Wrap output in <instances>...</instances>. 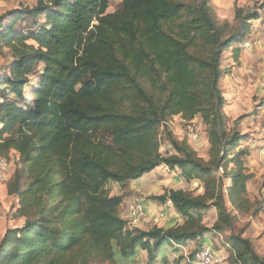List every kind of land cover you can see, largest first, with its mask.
<instances>
[{
	"label": "trees",
	"instance_id": "trees-1",
	"mask_svg": "<svg viewBox=\"0 0 264 264\" xmlns=\"http://www.w3.org/2000/svg\"><path fill=\"white\" fill-rule=\"evenodd\" d=\"M108 8L109 0H41L0 17V44L13 59L0 77V157L19 156L8 195L24 220L7 230L0 264H136L142 251L152 262L164 247L210 232L231 233L230 264H264L243 233L233 234V211H249L252 178L238 167L242 152L230 157L244 137L227 135L220 81L223 52L243 40L242 29L227 36L230 26L217 22L211 0H123L117 12ZM27 17L38 19L32 28L22 26ZM175 116H200L209 126L210 162L174 139L176 154L161 153L159 128ZM161 166L201 181L204 194L169 190L155 200L172 201L182 223L129 229L112 186ZM211 208L218 219L209 228L202 212Z\"/></svg>",
	"mask_w": 264,
	"mask_h": 264
},
{
	"label": "rangeland",
	"instance_id": "rangeland-1",
	"mask_svg": "<svg viewBox=\"0 0 264 264\" xmlns=\"http://www.w3.org/2000/svg\"><path fill=\"white\" fill-rule=\"evenodd\" d=\"M39 1L41 0H0V17L14 11L33 9ZM122 1L109 0L108 13H115L120 10ZM211 5L217 22L230 26L227 36L233 35L239 29H242L239 39L243 38V40H239L240 43H234L232 48L223 52L222 69L224 75L220 81V87L226 99L223 114L227 135L231 137L239 133L244 137V140L239 143L238 149L230 152V157L234 158L242 152L243 155H240L241 165L238 167L243 168L245 173L252 178L247 185L249 211L240 215L233 211V215L239 218L235 222L233 234L243 233V236L252 242L256 252L264 258V0H211ZM236 9L242 11L240 19L237 18ZM252 14H258L259 18L254 21L247 20L248 15ZM37 20V18L31 20L27 17L22 26L27 29L32 28ZM246 43L250 44L249 48L245 47ZM241 44L245 50L254 53L258 51L257 57L248 54L249 57L246 59L248 66L245 65L246 63L241 65L239 60L237 61V58L241 60V50H239ZM229 60L234 61L236 67L231 66L228 63ZM12 63L10 49L0 44V77H3L9 71ZM233 68H235V71H233ZM37 78L38 76L31 77V84L27 88V93L32 85L37 84ZM4 94L5 92H0V100H3ZM189 125L195 127L199 134L198 139H195L188 131ZM209 129V126L204 123L200 116L192 121L185 120L181 116H175L159 128L158 138L161 153L164 156L176 154L170 142L171 139H174L194 151L203 161L210 162L214 155ZM2 160L11 163L9 168L0 167V177L4 180H1L0 184H6L8 188L18 168L19 156L16 153H11L9 160ZM161 167L158 172L145 176L137 182L131 181L124 188L118 185L112 186V194L116 193L119 188L122 190L120 193L123 194V206L128 214L131 206L140 204L144 207L145 202H150L148 204L149 214L151 213L149 219L152 217V221L149 220L151 221L149 222L146 220L148 217H145L144 222L138 229L147 231L153 227H169L173 221L177 223L179 214L174 206L169 208L167 206L168 201L165 205H161L155 198L164 195L170 188L178 185L179 182H182L180 189L184 191L192 192L195 196L204 194V184L201 181L195 179L186 182L181 170L172 171L167 169L166 166ZM216 175L217 177L224 175L223 169H219ZM133 187L138 189L133 190ZM6 194L7 192L5 193L4 189L0 191V246L7 230L24 226V220L21 223L15 216L18 204L17 198H10ZM202 213L203 225L212 228L218 219L216 209L211 208ZM179 217L180 223H182L183 218L180 215ZM219 235L222 239L220 241L222 247L227 249L226 245L231 233L221 234L217 232L215 236L218 237ZM214 242V238L212 240L208 239L206 244L213 246L216 252ZM230 254L231 252H229ZM228 262L230 264L229 258Z\"/></svg>",
	"mask_w": 264,
	"mask_h": 264
},
{
	"label": "crops",
	"instance_id": "crops-1",
	"mask_svg": "<svg viewBox=\"0 0 264 264\" xmlns=\"http://www.w3.org/2000/svg\"><path fill=\"white\" fill-rule=\"evenodd\" d=\"M240 46H241V49H239V50H241V54H240L241 60L239 58H237V61L239 60V63L241 65H244L247 62L246 59L249 57L248 56L249 53L252 57H255V56L257 57L258 51H256L254 53L253 51L245 50V48H243L242 44ZM228 63L231 64V66L236 67V64L234 61L229 60ZM245 65L248 66V63H246ZM233 71H235V68H233ZM0 160H2L1 157H0ZM7 164H8L7 167L9 168L11 163L7 162ZM160 168H162V167L157 168L151 174H154V172H158ZM149 175L150 174H147L145 176H149ZM145 176H143L142 178H140L138 180L143 179ZM1 180H3V179L0 177V181ZM138 180H135L133 182H137ZM135 184H137V183H135ZM181 184H182V182H179L178 185H176L173 188H170V190H178V189L182 190V189H180ZM2 189H4L5 193L7 192L6 195L9 196L8 195V188H7L6 184H0V191ZM134 189H138V188L133 187V190ZM120 192H122V190L119 188V190H117L116 193H114L112 195L113 196H122L123 194H121ZM9 197L12 198L11 196H9ZM0 203H1V201H0ZM140 203H142V202H140ZM149 203L150 202H147V203L145 202V204H143V203L142 204L144 205V208H145V211L147 214L146 217H148V219L146 218V220L152 221V217H150L151 219H149V215L151 214V213L149 214V207H148ZM123 205L121 206L120 214H121V217L124 220H126L127 216H128V215L126 216V214H128V211L124 209ZM176 216H177V214H176ZM177 218H179V219H177V223H180L179 215ZM151 221H149V222H151ZM20 222L22 223V220H20ZM216 234H217L216 232H210L208 234H205L202 239H196V240L189 241L184 246H178V245L166 246L156 254V258L152 262H150L148 260V253L142 251L140 253V256H139L136 264H194L192 261V255H194V252L196 251V249L199 248L203 243H206V241L208 239L212 240L213 238L215 241L214 245H215V249H216L219 260L222 262V264H229L228 258L230 257V255H229L230 246L227 244L226 245L227 249L222 247V243L220 242V241H222V239H220V235L218 237L215 236ZM212 243H213V241H212Z\"/></svg>",
	"mask_w": 264,
	"mask_h": 264
},
{
	"label": "built area",
	"instance_id": "built-area-1",
	"mask_svg": "<svg viewBox=\"0 0 264 264\" xmlns=\"http://www.w3.org/2000/svg\"><path fill=\"white\" fill-rule=\"evenodd\" d=\"M245 47L249 48L250 44L246 43ZM3 103V100H0V105ZM188 131L195 139H198L199 134L195 130L193 125L188 126ZM7 162L0 161V167H7ZM167 206L173 208L172 201L168 200ZM146 217V211L143 206L136 204L130 207L129 214L127 217V226L130 229H138L139 226L144 222ZM194 264H222V262L217 257V254L213 246L203 243L201 247L195 252L194 258L192 259Z\"/></svg>",
	"mask_w": 264,
	"mask_h": 264
}]
</instances>
